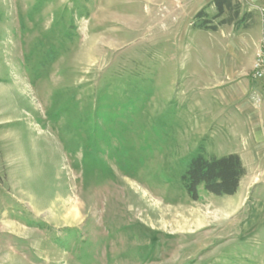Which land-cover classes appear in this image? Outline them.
<instances>
[{
    "label": "rangeland",
    "instance_id": "374dc122",
    "mask_svg": "<svg viewBox=\"0 0 264 264\" xmlns=\"http://www.w3.org/2000/svg\"><path fill=\"white\" fill-rule=\"evenodd\" d=\"M235 1L212 30L211 0H0V264H264L260 118L240 196L181 179L243 129L264 1Z\"/></svg>",
    "mask_w": 264,
    "mask_h": 264
},
{
    "label": "trees",
    "instance_id": "16d2710c",
    "mask_svg": "<svg viewBox=\"0 0 264 264\" xmlns=\"http://www.w3.org/2000/svg\"><path fill=\"white\" fill-rule=\"evenodd\" d=\"M214 7L212 18H219L217 24L211 22L202 9L197 12L194 22L198 28L215 30L218 24L232 23L239 14V6L235 0H211ZM245 174V168L236 153H227L220 156H205L198 153L193 156L181 175L184 188L192 200L198 198L199 186L215 196L232 195L235 193L239 181Z\"/></svg>",
    "mask_w": 264,
    "mask_h": 264
},
{
    "label": "crops",
    "instance_id": "0c3cea01",
    "mask_svg": "<svg viewBox=\"0 0 264 264\" xmlns=\"http://www.w3.org/2000/svg\"><path fill=\"white\" fill-rule=\"evenodd\" d=\"M262 1H264V0H262ZM254 84H255V88L253 90V95L251 97H250L249 94H247V92L250 89V87H245L244 86L243 87V91H239V93H238V95H239L238 99L242 98V100H241L242 102L240 103L239 106L235 107V109L233 111H234V113H237L239 115V117H237V119H238V122H242L243 129H242V131H238V133L236 131L230 132V134L228 135L230 137V138H228V141L230 139V142H226L225 141L226 138H225L224 141H225L226 144L229 143L228 145H230V143H233L232 149H229L228 152H225V153L221 154V155H224V154H227V153H236V154H238L240 159H241V162H242V164H243V166H244V168L246 170L245 172H247L248 169H247L246 165L243 163V160H244V154H242L243 151L240 150V149H233L234 148L233 146L236 145L237 143H240L241 139H243L242 135H246V133H247V128H248V126H247L248 124H246V123H248L247 117H248V119H251L253 117V118L258 119V120L260 118L259 123H257V122L254 123V125L256 124V127L258 126V129H256V132L252 133L251 143L254 145V142H256L258 140L256 135L259 137L260 141H263V139H264V124H263L264 97H262L260 95L259 89L257 87V84L256 83H254ZM255 107H257V108H255ZM258 115H259V117H258ZM229 124H228L227 127L229 129H231V122ZM253 145L251 146V148L253 147ZM259 149H260V151L263 150L262 147L259 148ZM216 156H220V155H216ZM245 175H247V174L245 173L242 176V178L239 181V184H238V187H237L235 193L232 194V195L240 196L243 193L244 189L247 187L248 179H246V180L244 179ZM244 181H245V183H243ZM249 181L251 182L252 180L250 179ZM252 182L255 185L259 184L256 181H252ZM228 196H231V195H228Z\"/></svg>",
    "mask_w": 264,
    "mask_h": 264
},
{
    "label": "built area",
    "instance_id": "2783aa9c",
    "mask_svg": "<svg viewBox=\"0 0 264 264\" xmlns=\"http://www.w3.org/2000/svg\"><path fill=\"white\" fill-rule=\"evenodd\" d=\"M257 9L261 16L260 43L252 64L251 78L257 84L260 95L264 97V6L257 7Z\"/></svg>",
    "mask_w": 264,
    "mask_h": 264
}]
</instances>
